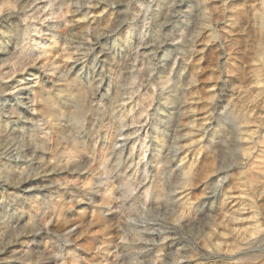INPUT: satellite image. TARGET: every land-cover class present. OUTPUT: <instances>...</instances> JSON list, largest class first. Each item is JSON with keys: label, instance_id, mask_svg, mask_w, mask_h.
Here are the masks:
<instances>
[{"label": "clouds", "instance_id": "1", "mask_svg": "<svg viewBox=\"0 0 264 264\" xmlns=\"http://www.w3.org/2000/svg\"><path fill=\"white\" fill-rule=\"evenodd\" d=\"M0 264H264V0H0Z\"/></svg>", "mask_w": 264, "mask_h": 264}]
</instances>
